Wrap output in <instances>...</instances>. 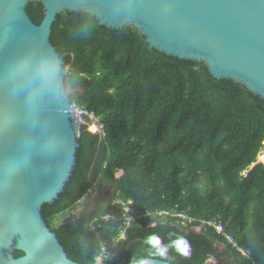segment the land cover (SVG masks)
<instances>
[{"label": "trees", "instance_id": "trees-1", "mask_svg": "<svg viewBox=\"0 0 264 264\" xmlns=\"http://www.w3.org/2000/svg\"><path fill=\"white\" fill-rule=\"evenodd\" d=\"M85 1L0 0V46L6 45L0 73L10 68L22 75V65L36 58H61L72 28L96 26L80 3ZM183 27L190 35L186 22ZM147 28L153 51L138 46L132 71L141 73L152 61L182 60L214 100L218 136L193 152L182 149L184 156L160 160L145 135L132 83L125 81L109 99L81 102L77 88L85 85V72L75 75L73 88L67 86L72 75L65 73L63 96L40 94L44 158L33 161L36 175L28 184L40 180L42 167L44 187L29 201L0 193V264H130L131 257L145 254L147 236L155 233L167 242L168 232L191 245L188 258L171 253L175 264H264V173L248 152L246 122L228 79L198 40L162 41L148 22ZM123 68L102 73L125 76ZM32 87L39 90L25 86ZM31 107L35 112L33 102ZM120 140L125 144L118 146ZM153 207L158 216L145 226L139 209L150 214Z\"/></svg>", "mask_w": 264, "mask_h": 264}, {"label": "rangeland", "instance_id": "rangeland-1", "mask_svg": "<svg viewBox=\"0 0 264 264\" xmlns=\"http://www.w3.org/2000/svg\"><path fill=\"white\" fill-rule=\"evenodd\" d=\"M93 1L97 3L100 0ZM152 1L154 3L158 2L159 10L164 13V17L167 18V21L173 17L181 23H179L181 31L180 34L177 33L179 36L177 39L178 41H182L187 35L183 27L185 20L176 8H170L169 5L172 0ZM90 4L92 3L90 2ZM109 5H111L114 12L109 10L107 11V15L106 13L104 14V12L108 6L95 9L96 15L102 19H100V21H103L105 25L107 24L109 26L106 27L107 30L113 29L118 17H120L117 6L114 4ZM164 7H167L165 11L162 9ZM145 8L148 10V14L151 15L152 19H150L161 38L169 40L170 36L162 34L163 32L160 24L155 22L152 9L149 12V7ZM114 13H116V15H114ZM138 13L142 16L141 19L140 17L138 18L139 15H135V19L132 18L134 24L135 22L138 24V26H136L137 29L132 25V20L129 23H125L128 25L127 29L130 31L128 32L125 29V32L129 34V39L135 46L139 45L143 38L147 39L148 33L145 19L143 18V12L139 11ZM171 14L173 16H171ZM105 15L108 16V18L103 20L102 16ZM131 29L133 31H131ZM148 43L150 42L148 41ZM122 45L123 47H127L128 42ZM123 47H121L124 51L123 54L126 55V61L130 66H128V64L125 66L121 65V61H118V65L122 68L124 67L122 71L123 74L127 79H130L129 82L137 89L136 98L140 106V113L145 117L146 137L151 135L149 131L150 127H157V134H159L157 135V148L158 146L162 147L159 151L155 149L153 151L160 160H163L162 157L171 158L179 154L184 156L182 149L193 152L200 148L202 144L218 136L215 130L211 129L213 130L212 132L208 130L207 120L205 121V119L202 118V121H198L197 123H190L186 120L189 114L195 111L199 113L200 109L204 111V114L209 113L204 99L205 93L199 86L194 72H191L188 67L177 60H173L168 64L159 63L157 61L152 64L153 68H148L146 70V80H136V77H141V74L138 73L135 76L132 72V62L129 60L131 57H127L129 51ZM151 71H153L152 75L150 73ZM22 80V75L15 73L10 68L0 73V122L3 123L5 121L3 126L0 123V162L2 163L0 178L5 180L3 185H1L0 182V193H2V195H9L11 192L14 193V196L15 193H19L26 201H29L37 192V189L44 187L46 177L41 170L42 167H38L40 180L36 181L32 186L28 184V181H32L33 176L36 175L31 169L33 161L44 158V155L39 152L43 135L42 132L39 131V119L37 121V118H39L37 115H39L40 112L39 104L41 96L39 90L35 87L25 88ZM183 99H185L184 108L177 109L173 103L178 105V102H181ZM32 102L36 107L35 112L31 109ZM33 112L34 114H32ZM173 116L174 118H172ZM179 120L181 122H179ZM209 121V124L212 123L211 120ZM35 128H37V130ZM185 133H188L190 137L189 141L185 140ZM159 136L162 138L160 142ZM7 137L10 139H7ZM54 141H56V138L49 140L52 144ZM193 144H195V147ZM192 149L195 150L191 151ZM55 150L56 147L51 148L49 155ZM19 177L25 180L21 184H17L16 182ZM8 180L9 183L7 182ZM15 201L17 202L18 200L16 199Z\"/></svg>", "mask_w": 264, "mask_h": 264}, {"label": "water", "instance_id": "water-1", "mask_svg": "<svg viewBox=\"0 0 264 264\" xmlns=\"http://www.w3.org/2000/svg\"><path fill=\"white\" fill-rule=\"evenodd\" d=\"M191 34L225 73L264 173V0H172Z\"/></svg>", "mask_w": 264, "mask_h": 264}, {"label": "built area", "instance_id": "built-area-1", "mask_svg": "<svg viewBox=\"0 0 264 264\" xmlns=\"http://www.w3.org/2000/svg\"><path fill=\"white\" fill-rule=\"evenodd\" d=\"M118 1L120 2V5L122 7V15H121L122 24L125 26L126 30L130 32L129 29H127L128 25L125 23L127 22L129 23L132 20V18L135 19V14L133 13V10L130 9L129 7L128 4L129 0H118ZM134 1L136 2L137 5L141 6L144 4L145 0H134ZM85 2H80V3L90 13V10L85 5ZM135 24L133 21L132 25H134L135 29H137L136 26H138V24L136 25ZM72 30H73V40L68 46H66L60 59L62 61V67L65 73L71 75H79L85 72L84 75L85 85L83 87L77 88V93L80 98V101L81 102L91 101V100L96 101L99 98L105 100L107 98L108 99L111 98L116 90L118 91L121 90L122 86H124L125 81H130V79H127V77L123 76L120 73L111 74L110 76H104L102 73L103 71L109 73L108 68L120 67L118 65L119 64L118 61H121V65H122V61H125V63L128 64V62L126 61V55L123 54L124 51L122 50L120 43L115 40L114 36L110 33L109 30H107L106 28H102L100 25H98V23H96V26L91 29L72 28ZM131 31L133 30L131 29ZM137 46H141L148 51H153L151 48L152 46L148 43L147 39L145 38H143L142 41H140V44ZM5 49H6V45L1 44L0 53L5 51ZM129 60L131 62L133 61L132 58H130ZM175 60L185 65V63L182 60L180 59H175ZM195 74L196 77L199 78L196 72ZM204 93H205L204 99L206 104L210 105L215 110L216 117L213 125H215L217 130L219 131L221 123L218 117V113L215 109L214 100L208 95L206 90L204 91ZM190 117L191 115L189 114L187 118L190 119ZM207 126L208 127L210 126L208 122H207ZM124 144L125 142L123 140L118 141V146ZM139 211L142 213L141 215L144 216L146 219L145 226H148L150 224L148 223L149 220L154 219L158 216L157 207H153L151 209L150 214L147 211L144 212L142 208H140ZM127 215L131 216L132 212L127 211ZM131 217L134 218L135 215H132ZM153 225H156V223H153ZM135 226L136 225H134V227ZM181 226L183 227L182 224H179L178 228H181ZM184 226H187V223H185ZM197 246L198 248L200 247V251H201V243L199 240L197 241ZM200 253L202 254V252Z\"/></svg>", "mask_w": 264, "mask_h": 264}, {"label": "clouds", "instance_id": "clouds-1", "mask_svg": "<svg viewBox=\"0 0 264 264\" xmlns=\"http://www.w3.org/2000/svg\"><path fill=\"white\" fill-rule=\"evenodd\" d=\"M21 72L23 86L37 85L41 95H64L66 74L59 56L49 54L36 58L22 65ZM77 83L75 75L68 77V88H73ZM166 240L155 233L147 236L144 240L147 245L145 254L131 257L130 264H175L176 256L172 252L184 258L190 257L191 245L186 237L168 232Z\"/></svg>", "mask_w": 264, "mask_h": 264}, {"label": "crops", "instance_id": "crops-1", "mask_svg": "<svg viewBox=\"0 0 264 264\" xmlns=\"http://www.w3.org/2000/svg\"><path fill=\"white\" fill-rule=\"evenodd\" d=\"M90 2L92 3V4H90ZM109 4H114V5H116L117 6V10H118V14H119V16L120 17H118V19H117V22L115 23V25L113 26V29H110L109 31H110V33L114 36V38H115V40L117 41V42H119L121 45L123 44V43H126V42H128V45H127V47L126 46H124L123 47V45H122V47L123 48H125V49H127L128 51H129V53H127V57H131L132 59H133V61H132V70L133 69H135V61H134V52H135V50L138 48V46H135L132 42H131V40L129 39V34H127L126 32H125V26L122 24V21H121V15H122V7H121V5H120V2L118 1V0H100V1H98L97 3H95V1H93V0H86V2H85V5L87 6V8L90 10V13L93 15V17L95 18V20H96V23H98V25H100L102 28H106V27H109L107 24L105 25L104 24V22L103 21H100V17H98L97 15H96V13H95V9H97V8H102V7H104V6H108L107 8H106V10H105V12H104V14L106 13V15H107V11H113V9H112V7H111V5H109ZM128 4H129V7H130V9H132L133 10V13L135 14V15H139L138 16V18L140 17V19H141V17L142 16H140V14L138 13L139 11H141V12H143V15H144V19H145V25H146V27H147V22L151 25V27L153 28V30H154V32H155V34L157 35V37L158 38H160V40H162V41H166V40H164V39H162L161 38V36H160V34L158 33V31H156V27H155V25L152 23V17H151V15H149L148 14V10H146V8L145 7H149V12H150V10L152 9V13H153V16H154V18H155V22L157 23H159L160 24V27H161V29H162V34H165V35H169L170 36V39L169 40H171V39H175L176 41H178V35H177V33L178 34H180V31H181V26H180V22L175 18H173V17H171V19L169 20V21H167V18H165L164 16V13H162L159 9V6H158V2H153L152 0H145L144 1V4L143 5H141V6H139V5H137L136 4V2L134 1V0H129V2H128ZM167 8V7H166ZM165 7L164 8H162L164 11H165V9H166ZM114 12V11H113ZM102 16L103 17V20H105V19H107L108 18V16ZM114 15H116V13H114ZM171 16H173L172 14H171ZM151 18V19H150ZM174 19V20H173ZM102 20V19H101ZM172 22V23H171ZM180 23V24H179ZM148 29V28H147ZM148 33H149V31H148ZM148 33H147V35H148ZM180 39V38H179ZM183 40V39H182ZM149 41V40H148ZM168 41V40H167ZM150 42V41H149ZM151 46H152V44H151V42L149 43ZM141 47V46H140ZM173 60H175V59H168V60H159L158 62L159 63H165V64H168L169 62H172ZM154 62H157V61H152V62H150L144 69H143V71L140 73L141 74V77H136V80H138V79H142V80H146V77H145V72H146V70L148 69V68H153L152 67V64L154 63ZM126 65H127V63H126ZM129 66V65H128ZM185 66L186 67H188L186 64H185ZM189 68V67H188ZM189 70L192 72H194L195 73V71L193 70V69H191V68H189ZM133 73L135 74V76H136V73L133 71ZM151 73V75L153 74V71H151L150 72ZM157 73V72H156ZM196 76V75H195ZM197 80H198V83H199V86L202 88V90L203 91H205V89L203 88V86H202V84L199 82V78H197ZM186 99V98H185ZM185 99H183V100H181V102H178V105H176V103H173V105L174 106H176L177 107V109H183L184 107H183V105L185 104V102H184V100ZM207 105V109H208V114L207 113H205L204 114V111H202V109H200V112L198 113V112H194V113H192V114H190L191 115V117H190V119H186V120H188L187 122H190V123H197L198 121H202V118L203 119H205V121L206 122H210L209 120H211L212 121V123H210L209 125V129L208 130H210V132H212L213 130H215V132H217L218 134H219V131L217 130V128H216V126L215 125H213L214 124V121H215V110L210 106V105H208V104H206ZM211 117V118H210ZM172 118H174V116L172 117ZM184 120V119H183ZM179 122H181L180 120H179ZM203 123V122H202ZM201 123V124H202ZM211 129H213V130H211ZM207 135V134H206ZM213 137V136H212ZM217 137V136H216ZM215 137H213V139H214ZM212 139V140H213ZM193 146L195 147V144H193ZM193 150H195V149H192L191 151H193Z\"/></svg>", "mask_w": 264, "mask_h": 264}, {"label": "flooded vegetation", "instance_id": "flooded-vegetation-1", "mask_svg": "<svg viewBox=\"0 0 264 264\" xmlns=\"http://www.w3.org/2000/svg\"><path fill=\"white\" fill-rule=\"evenodd\" d=\"M149 131L151 133V138L155 142V148L154 149L157 151V142H158L157 135H159V134H157V127H152V128L150 127Z\"/></svg>", "mask_w": 264, "mask_h": 264}, {"label": "bare ground", "instance_id": "bare-ground-1", "mask_svg": "<svg viewBox=\"0 0 264 264\" xmlns=\"http://www.w3.org/2000/svg\"><path fill=\"white\" fill-rule=\"evenodd\" d=\"M112 68H114V67H112ZM193 72V71H192ZM196 75V74H195ZM216 115V114H215ZM206 127V126H205ZM207 128V127H206ZM185 132H186V130H185ZM184 137H185V140L186 141H189L190 140V137H189V135H188V133H185V135H184Z\"/></svg>", "mask_w": 264, "mask_h": 264}]
</instances>
